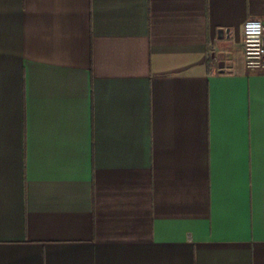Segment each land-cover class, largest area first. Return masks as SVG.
Wrapping results in <instances>:
<instances>
[{"label":"crops","instance_id":"crops-1","mask_svg":"<svg viewBox=\"0 0 264 264\" xmlns=\"http://www.w3.org/2000/svg\"><path fill=\"white\" fill-rule=\"evenodd\" d=\"M264 0H0V264H264Z\"/></svg>","mask_w":264,"mask_h":264},{"label":"built area","instance_id":"built-area-1","mask_svg":"<svg viewBox=\"0 0 264 264\" xmlns=\"http://www.w3.org/2000/svg\"><path fill=\"white\" fill-rule=\"evenodd\" d=\"M241 49L244 64L250 69H264V20L247 18L242 24Z\"/></svg>","mask_w":264,"mask_h":264}]
</instances>
